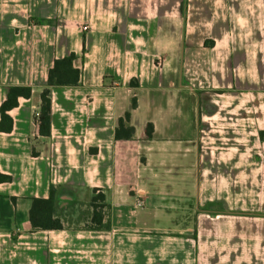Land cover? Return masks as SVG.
Returning <instances> with one entry per match:
<instances>
[{
  "label": "crops",
  "instance_id": "crops-1",
  "mask_svg": "<svg viewBox=\"0 0 264 264\" xmlns=\"http://www.w3.org/2000/svg\"><path fill=\"white\" fill-rule=\"evenodd\" d=\"M12 85L32 91L0 131V264H264V0H0V106ZM51 186L100 190L109 230H32Z\"/></svg>",
  "mask_w": 264,
  "mask_h": 264
},
{
  "label": "trees",
  "instance_id": "trees-1",
  "mask_svg": "<svg viewBox=\"0 0 264 264\" xmlns=\"http://www.w3.org/2000/svg\"><path fill=\"white\" fill-rule=\"evenodd\" d=\"M75 55L55 59L52 67L48 71L47 84L41 93V105L38 113V133L41 136H50L51 128V89L55 87H77L81 83V71L74 66ZM31 87L22 85H12L8 88L5 101L0 106V131L10 132L13 127L12 118L8 112L18 106L19 98H29ZM136 98L132 99V108H136ZM130 112H126L118 120L115 128V139H130L134 134V127L129 124ZM153 126L148 124L146 135L152 136ZM262 137L264 133H261ZM35 155V153H33ZM11 177L0 173V182H8ZM93 197L90 201L92 208L89 225L84 228L89 230H109L110 223L107 218L108 205L105 203L104 194L98 190H93ZM58 198L56 189L51 186L47 198H32L29 209V222L32 230H59L63 229V219L57 215Z\"/></svg>",
  "mask_w": 264,
  "mask_h": 264
},
{
  "label": "rangeland",
  "instance_id": "rangeland-1",
  "mask_svg": "<svg viewBox=\"0 0 264 264\" xmlns=\"http://www.w3.org/2000/svg\"><path fill=\"white\" fill-rule=\"evenodd\" d=\"M94 195V193H93ZM83 199L78 202L63 204L58 202L57 215L63 219V225L67 228H84L89 225L92 208L91 198Z\"/></svg>",
  "mask_w": 264,
  "mask_h": 264
}]
</instances>
